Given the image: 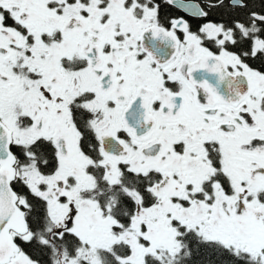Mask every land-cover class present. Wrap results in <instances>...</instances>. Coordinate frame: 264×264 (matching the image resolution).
Returning a JSON list of instances; mask_svg holds the SVG:
<instances>
[{"label":"snow or ice","instance_id":"1","mask_svg":"<svg viewBox=\"0 0 264 264\" xmlns=\"http://www.w3.org/2000/svg\"><path fill=\"white\" fill-rule=\"evenodd\" d=\"M0 264H264V0H0Z\"/></svg>","mask_w":264,"mask_h":264},{"label":"flooded vegetation","instance_id":"2","mask_svg":"<svg viewBox=\"0 0 264 264\" xmlns=\"http://www.w3.org/2000/svg\"><path fill=\"white\" fill-rule=\"evenodd\" d=\"M166 14L168 15H185L181 10L173 8V9H166Z\"/></svg>","mask_w":264,"mask_h":264}]
</instances>
